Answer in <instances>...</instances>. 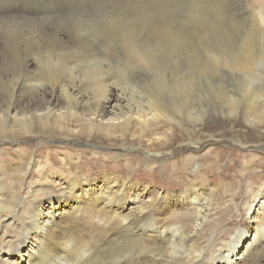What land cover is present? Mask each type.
Listing matches in <instances>:
<instances>
[{"label":"bare ground","instance_id":"6f19581e","mask_svg":"<svg viewBox=\"0 0 264 264\" xmlns=\"http://www.w3.org/2000/svg\"><path fill=\"white\" fill-rule=\"evenodd\" d=\"M21 1L31 7L30 2L37 0H18L17 4ZM11 20L2 18L0 25L14 23ZM38 47L30 53L38 58L46 56L39 59L40 64L27 54L12 68L0 57V84L5 78L14 80L9 92L0 95V144L9 146L3 150L11 154L9 174L0 165V264H264V182L256 189L248 184L243 212L228 222L219 216L228 200L234 201L228 177L218 185L207 179L187 187L157 190L142 179L113 170L74 172L69 165L71 175L67 177L50 168L51 150L66 151L68 145L78 149L84 138L120 142L126 145L123 149L138 148V142L140 146L147 147V142L162 147L174 136L173 124L182 130L188 127L185 122L192 121L194 108L189 104L173 108L162 96L140 100L145 103L142 106L141 102H131L124 92L110 93L100 82L108 74V66L106 72L99 73L98 91H80L73 83V55L67 61L48 44ZM132 51L119 63H125V58L140 61L137 50ZM10 53L14 55L15 50L11 48ZM254 61L247 54L236 68L247 73ZM245 97L250 103L247 107H254L252 111L264 112L262 93L245 91ZM229 98L217 95V100L226 102L225 108L233 112ZM252 111L247 110L246 117H251ZM26 136L31 137L24 140ZM32 138L40 142L35 152L24 143ZM58 142L66 144L46 145ZM192 146L197 143L189 142ZM44 150L48 154L41 161L37 152ZM118 152L122 155V150ZM163 154L153 153V164L164 161ZM196 156L195 150L185 156L187 165L194 166ZM59 160L62 166L69 162L79 166L84 161L79 154L72 158L67 152Z\"/></svg>","mask_w":264,"mask_h":264},{"label":"rangeland","instance_id":"374dc122","mask_svg":"<svg viewBox=\"0 0 264 264\" xmlns=\"http://www.w3.org/2000/svg\"><path fill=\"white\" fill-rule=\"evenodd\" d=\"M22 2L19 5L18 0H0V12H8L0 13V20L6 18L14 22L0 25V57L8 66L15 68L22 55L27 54L42 63L39 59H45L44 54L43 58L41 55L38 58L30 52L48 44L60 58L69 61L73 55V83L80 91L90 93L100 88L99 73L106 72L108 66L112 70L109 69L100 82L110 93L124 92L131 102L137 103L148 97L162 96V100L172 102L173 108L185 104L194 108L192 121L185 122L188 127L182 130L173 124L174 136L162 147L147 142L144 143L147 147L140 146L138 142L140 147L136 150L123 149L126 145L120 142L84 138L83 146H76L78 149L68 145L66 151L51 150L50 168L67 177L71 175L67 171L69 165L74 172L113 170L135 180L142 179L157 190L187 187L207 179L218 185L228 177L235 202L228 200L219 216L228 222L237 220L245 206L248 184L256 189L264 182V112L252 111L254 107H247L250 103L245 100V91L264 95V0H37L30 2L31 7ZM12 15L17 17L10 18ZM72 45L73 49L69 48ZM8 47L15 50L14 55ZM64 48L72 50L67 52ZM132 49L137 50L140 61L125 58V63H119L123 55L130 57ZM247 54L255 61L245 73L243 68H236V63ZM10 83L14 80L3 79L0 95L9 92ZM220 94L231 98L233 112L225 108L226 102L217 100ZM247 110L252 111L251 117H246ZM191 141L197 146L189 147ZM24 143L35 152L40 142L32 138ZM48 144L58 147L63 142ZM209 145L212 148L206 149ZM6 148L10 149L0 144V165L9 174L11 166L7 161L11 154L3 150ZM121 150L122 155L116 153ZM194 150L197 159L194 166H189L185 156ZM64 152L72 158L79 154L84 161L79 166H73L72 162L62 166L59 159ZM158 152L164 153V161L153 164L152 154ZM46 153L45 150L37 152L41 161H45ZM151 173L158 177H152Z\"/></svg>","mask_w":264,"mask_h":264}]
</instances>
